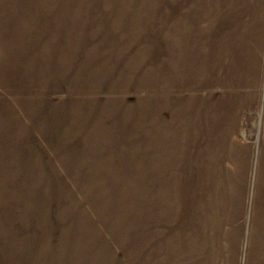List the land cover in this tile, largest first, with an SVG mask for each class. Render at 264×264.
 <instances>
[{
  "label": "rangeland",
  "instance_id": "1",
  "mask_svg": "<svg viewBox=\"0 0 264 264\" xmlns=\"http://www.w3.org/2000/svg\"><path fill=\"white\" fill-rule=\"evenodd\" d=\"M0 264H264V0H0Z\"/></svg>",
  "mask_w": 264,
  "mask_h": 264
}]
</instances>
